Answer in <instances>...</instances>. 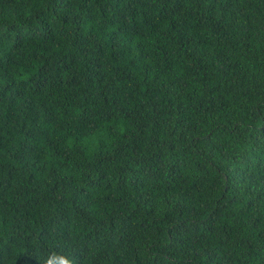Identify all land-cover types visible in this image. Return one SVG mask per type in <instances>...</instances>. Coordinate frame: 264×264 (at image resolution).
Segmentation results:
<instances>
[{
  "label": "trees",
  "instance_id": "obj_1",
  "mask_svg": "<svg viewBox=\"0 0 264 264\" xmlns=\"http://www.w3.org/2000/svg\"><path fill=\"white\" fill-rule=\"evenodd\" d=\"M0 264H264V0H0Z\"/></svg>",
  "mask_w": 264,
  "mask_h": 264
}]
</instances>
